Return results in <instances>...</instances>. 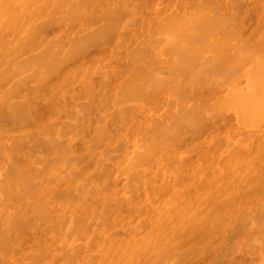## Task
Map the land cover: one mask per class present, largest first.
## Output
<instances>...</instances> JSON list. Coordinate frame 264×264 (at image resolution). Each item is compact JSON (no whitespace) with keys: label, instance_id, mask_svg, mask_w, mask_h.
<instances>
[{"label":"bare ground","instance_id":"obj_1","mask_svg":"<svg viewBox=\"0 0 264 264\" xmlns=\"http://www.w3.org/2000/svg\"><path fill=\"white\" fill-rule=\"evenodd\" d=\"M0 264H264V0H0Z\"/></svg>","mask_w":264,"mask_h":264}]
</instances>
